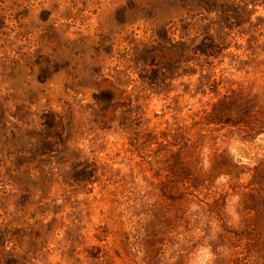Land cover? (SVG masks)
<instances>
[{
    "label": "rangeland",
    "instance_id": "rangeland-1",
    "mask_svg": "<svg viewBox=\"0 0 264 264\" xmlns=\"http://www.w3.org/2000/svg\"><path fill=\"white\" fill-rule=\"evenodd\" d=\"M0 264H264V0H0Z\"/></svg>",
    "mask_w": 264,
    "mask_h": 264
}]
</instances>
